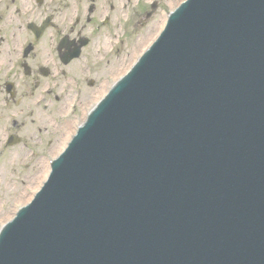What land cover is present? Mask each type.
Listing matches in <instances>:
<instances>
[{"label":"water","instance_id":"1","mask_svg":"<svg viewBox=\"0 0 264 264\" xmlns=\"http://www.w3.org/2000/svg\"><path fill=\"white\" fill-rule=\"evenodd\" d=\"M0 264H264V0H187L91 111Z\"/></svg>","mask_w":264,"mask_h":264},{"label":"rangeland","instance_id":"2","mask_svg":"<svg viewBox=\"0 0 264 264\" xmlns=\"http://www.w3.org/2000/svg\"><path fill=\"white\" fill-rule=\"evenodd\" d=\"M48 1L49 0H46V2ZM123 1L124 0H119V11H121V14H115L114 28L117 24L118 18L124 15V10L122 7ZM179 1L181 0H131V20L134 16H136V19L139 22L140 20H142V14L144 13V10L139 11L144 9L143 5L141 4H145L146 6H148L151 2H157L158 6L153 16L147 22L148 25L146 27L142 28L140 24L135 22V31L133 32V25L131 24V35L127 37H124L123 29H119V50L114 55H112L110 51L108 52V48H106L105 51V57H107L108 60H112L111 65L107 67L105 61L102 60L97 63L96 67L93 66L91 71H88L90 72L89 75L94 78V82L92 84L83 81L87 77V75H84V73H86V71H84L86 68L74 72L75 74L65 73L64 76L68 78L69 81H63L61 77H57L55 95L57 94V96H59V99H56L55 113L53 114L52 112H50V114L53 115L56 119V124L54 125V123H52L51 125V127H53V130H55L56 132L55 148L53 151H51V148H48L45 142V145L43 144L39 146L37 143L31 142L29 140L24 145L23 143L25 142V140L14 147L3 150V148L1 147V143L5 134L3 133L4 128H0V227L16 214L19 207L31 201L34 194L47 177L45 176L44 179H42L44 165H46V168L49 165L50 170V164H46L47 158H51L50 156L54 154L53 152L59 150L64 145V143L69 140V137H71L77 127V123L79 122L77 121L79 120L77 119V117L78 115L80 116V113L78 112V107L76 108V111H73V109L68 112L66 111V104L73 102L70 101L71 97L74 94L71 91L70 87L71 85H73V88L75 89L73 83L76 82L73 81L74 79L72 78L75 76H79L80 84L78 89H81L84 96H89L88 98H92L91 101L95 100L96 96H98L104 91V89L107 88V84L111 80H113V78L116 76L115 74L121 73L127 68H129L141 55V53L156 38L159 33L158 29L161 25L163 27V24L165 22H163V18L166 17L170 10L173 9ZM2 2L3 8L5 10L8 3H10V0H3ZM3 8L1 7V9ZM136 9L138 11H136ZM4 10H0L1 15L4 13ZM68 11L69 17L72 16V11L69 9ZM15 25L16 23L12 24V26ZM115 31L116 30L113 29V33ZM25 37L26 36H23L21 42L24 41ZM97 38H99V36L92 38V40L86 47L84 52L85 54H87V56L92 57V54H95L96 56L100 55L98 54L96 49L98 42ZM0 39L3 48L6 47L7 40L12 41V39H14V36L11 32V28L8 26V23H6V26L4 25L2 18L0 19ZM101 39L103 40V37ZM103 42L107 43L106 38ZM37 43L38 42H35V45ZM35 48L36 50H39L40 53L45 54L49 58L52 57L51 54L53 48L49 42H39ZM101 52V56H103V49ZM8 54L9 53H7V55ZM49 58L48 60L50 61ZM58 65L60 64L58 63ZM58 65L56 64L54 67L49 69L50 72L46 77V79L48 80L47 82H50L52 84L55 83L54 81H52L54 79L55 72L59 73V75L61 73V67ZM9 77L10 76H8L7 74L6 66H1L0 96L2 97V101H4V99L8 100V97L6 96V94L3 93L2 90L6 88L8 82H12L15 85V88L17 89V92L19 94L30 93L29 97L23 99L21 101V104L16 106V108L19 111H23L24 113V126L22 127L21 131H26L27 134H31L34 132V128H38L39 122L37 120L38 117L33 116V110H36V107L40 106L37 101L39 100L38 98L41 96V89L45 87V84L47 82L43 83L41 81V83L36 86L34 79L26 80V78L24 77L16 78L15 76H12L11 78L14 79L11 80L9 79ZM62 88L63 90H61ZM60 90L62 93H60ZM65 94L66 96H64Z\"/></svg>","mask_w":264,"mask_h":264},{"label":"flooded vegetation","instance_id":"3","mask_svg":"<svg viewBox=\"0 0 264 264\" xmlns=\"http://www.w3.org/2000/svg\"><path fill=\"white\" fill-rule=\"evenodd\" d=\"M2 1L0 0V10H4ZM84 1L86 0H49L48 2L46 0H10L4 13L2 15L0 13V19L2 18L5 26L8 23L14 36L12 41L7 40L5 48L0 42V68L3 65L6 66L9 79L13 80L12 76L24 77L26 80L34 79L37 86L48 76L44 75V69H47L49 74L50 68L58 63L62 64L61 53L75 49L82 37H85L84 31L87 25L90 26L91 32H86L96 36L94 25L97 24L96 26L101 28L102 25L98 23V20L105 14H113L114 0H87L85 20L80 16ZM68 9L76 15L73 17L72 25L68 22ZM14 23L16 25L12 26ZM23 36L26 37L21 42ZM64 38H67L66 43L61 45ZM42 41L51 44L53 48L51 58L36 50L35 47ZM35 42L38 43L35 45ZM7 50L10 51L8 55ZM2 90L9 99L6 88ZM11 91L14 92V98H11L15 104H21V101L30 94H19L14 84ZM53 91L52 89L51 92ZM0 99H2L1 96Z\"/></svg>","mask_w":264,"mask_h":264},{"label":"bare ground","instance_id":"4","mask_svg":"<svg viewBox=\"0 0 264 264\" xmlns=\"http://www.w3.org/2000/svg\"><path fill=\"white\" fill-rule=\"evenodd\" d=\"M19 41H20V39H19V37L17 38ZM7 52L8 53H10V51L9 50H7ZM57 153V152H56ZM54 156V155H53ZM50 160H47V162H46V164L48 165ZM45 163V162H44ZM45 168V169H44ZM48 170H49V165L47 166V168H46V165H44V167H43V175H42V179H44V177L46 176V174L48 173ZM41 181V180H40ZM38 187V186H37ZM4 221V220H3Z\"/></svg>","mask_w":264,"mask_h":264}]
</instances>
